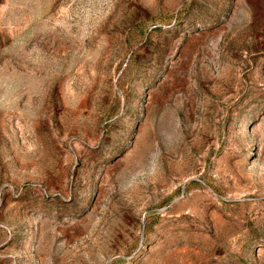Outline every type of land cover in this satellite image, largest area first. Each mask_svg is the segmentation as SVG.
<instances>
[{
    "label": "rangeland",
    "instance_id": "1",
    "mask_svg": "<svg viewBox=\"0 0 264 264\" xmlns=\"http://www.w3.org/2000/svg\"><path fill=\"white\" fill-rule=\"evenodd\" d=\"M0 264H264V0H0Z\"/></svg>",
    "mask_w": 264,
    "mask_h": 264
}]
</instances>
